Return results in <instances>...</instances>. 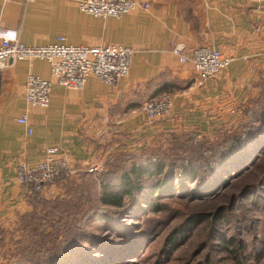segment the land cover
Segmentation results:
<instances>
[{"label":"crops","instance_id":"0c3cea01","mask_svg":"<svg viewBox=\"0 0 264 264\" xmlns=\"http://www.w3.org/2000/svg\"><path fill=\"white\" fill-rule=\"evenodd\" d=\"M80 0H37L22 4L0 0V27L18 31L27 46L53 44L64 37L70 45H124L133 51L129 75L114 87L89 78L81 91L52 87L47 110L27 108L23 87L28 74L50 79L42 60L12 62L0 71V227L11 229L32 209L16 181L20 161L35 163L48 147H59L71 159L74 176L82 178L92 164L100 172L124 156L171 141V135L234 129L243 105L259 93L264 79V0H140L119 20L81 13ZM209 46L232 58L217 78L199 84L189 63L180 64L173 49L188 55ZM169 94L173 118L147 121L140 104ZM27 115L32 135L16 119ZM98 173V172H96ZM48 186L43 196L55 195Z\"/></svg>","mask_w":264,"mask_h":264},{"label":"rangeland","instance_id":"374dc122","mask_svg":"<svg viewBox=\"0 0 264 264\" xmlns=\"http://www.w3.org/2000/svg\"><path fill=\"white\" fill-rule=\"evenodd\" d=\"M242 118L243 113L236 127ZM261 145L263 155L254 166L244 167L250 156L244 149L237 164L229 163L226 175L221 171L226 167H214L212 178L192 192V180L182 185L175 180L170 188L174 193L154 201L161 207L157 212L149 211L140 198V204L116 216L112 213L120 210L99 205L100 188L91 179L58 181L54 185L62 187L55 195L35 196L32 209L11 229L0 227V264H264ZM69 182L84 183L81 188L87 193L77 204L61 211L46 204L61 197ZM101 209L109 210L107 220L99 219ZM223 237L230 242L222 243ZM53 242L62 243L60 250H52Z\"/></svg>","mask_w":264,"mask_h":264},{"label":"built area","instance_id":"2783aa9c","mask_svg":"<svg viewBox=\"0 0 264 264\" xmlns=\"http://www.w3.org/2000/svg\"><path fill=\"white\" fill-rule=\"evenodd\" d=\"M19 3H33L37 0H17ZM77 9L99 19L119 20L137 9L149 10V4L140 0H80ZM180 64L189 63L200 85L217 78L232 63V58L209 46L192 49L188 55H181L178 48L173 49ZM134 51L122 44L103 46L74 45L58 37L53 44L38 47L27 46L19 42L18 31L0 27V71L7 62L23 60H42L48 64L50 79L27 75L23 87L27 108L47 110L50 104L52 87L58 85L67 91H81L89 78H95L108 87L116 86L121 79L129 75ZM150 122L170 121L173 118V104L169 94H162L140 104L137 111ZM16 123L26 128V136L32 135L26 114L16 119ZM98 164H92L88 173L100 172ZM16 181L30 197L42 194L48 186L56 182H68L74 176L71 159L62 149L48 147L41 159L35 163L26 160L19 162L16 168Z\"/></svg>","mask_w":264,"mask_h":264},{"label":"trees","instance_id":"16d2710c","mask_svg":"<svg viewBox=\"0 0 264 264\" xmlns=\"http://www.w3.org/2000/svg\"><path fill=\"white\" fill-rule=\"evenodd\" d=\"M258 86L257 99H252L247 108L243 107V121L236 128L220 131V135H214L215 138L199 137V134L194 131L179 135L172 134L171 141L167 145L141 149L135 155H126L119 162L108 164L102 172L84 174L83 181L91 179L94 187L100 188L99 205L120 210V212L112 213L120 216V213L128 210L130 205L140 204L138 202L140 198L144 199L142 203L149 205V211H161L159 203L154 204V201L169 198L168 194L174 193L170 192V188L175 187V180L180 185L192 180L191 182L195 185L190 190L192 192L196 186H199L198 184H205L212 178L214 167H226L221 170L226 175L229 163L234 161L232 167L237 164L238 156L241 155L239 152L244 149L250 153L249 161L244 167L254 166L257 156L263 155L261 144L264 142V79ZM217 179L216 177L213 181ZM83 184L73 185L69 182L65 185L66 192L63 191L61 197L46 204L58 211L74 206L82 199V195L87 193H84L85 190L81 188ZM33 200H31V206L34 204ZM100 211L102 214L99 219L107 220L105 213L109 214V210L101 209ZM172 237L174 235L169 239ZM221 239L222 243L230 242L224 237ZM52 245L54 246L52 250L58 251L62 243L54 244L53 242ZM229 252H235V250Z\"/></svg>","mask_w":264,"mask_h":264}]
</instances>
